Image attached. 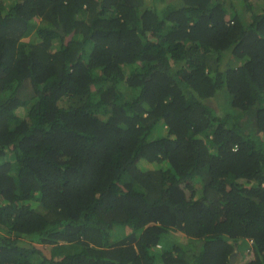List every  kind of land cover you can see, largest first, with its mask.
<instances>
[{"label":"trees","instance_id":"obj_1","mask_svg":"<svg viewBox=\"0 0 264 264\" xmlns=\"http://www.w3.org/2000/svg\"><path fill=\"white\" fill-rule=\"evenodd\" d=\"M238 1L0 0V264H264V0Z\"/></svg>","mask_w":264,"mask_h":264},{"label":"rangeland","instance_id":"obj_2","mask_svg":"<svg viewBox=\"0 0 264 264\" xmlns=\"http://www.w3.org/2000/svg\"><path fill=\"white\" fill-rule=\"evenodd\" d=\"M221 1L225 3V5L228 7V9H229V8H232L233 10H236V9L238 10V9H239V12L243 15L245 21H249V20H250L249 12L246 11V8H244V6H243L242 4H240L238 0H221ZM255 9H256V11H259V10H260V6H259V5L256 6ZM229 57H230V54L227 52V53L225 54V56H224V60H222V62H221V66L225 65L226 61L228 60L227 58H229ZM223 103H224V104L222 105L221 111L224 112L225 114H227V112H225L226 109H227V110H232V109H230V108L228 107V103H226V102H224V101H223ZM23 114H24V111H23ZM144 162H146V161L143 160V159H141V160L139 161V167L146 166L145 164H143ZM196 177H197V176H196ZM196 177H195V178H196ZM120 232H121V233H124V232H126V230L123 229V230H121ZM120 232H117L116 235L119 236V235H120ZM116 235H115V236H116ZM172 235H173V237H174L177 241L185 242V237H184V235H183L182 233L177 232V233H173ZM120 236H121V235H120ZM248 244H249V243H248ZM248 244H247V245H244L241 249H245V248L249 247L250 244H249V245H248ZM160 247H161V246H160ZM160 247H159V248H156V249L158 250V249H160ZM237 254H238V252H237ZM237 254L235 255V259H236ZM242 255H243V252L240 253V257H242ZM238 257H239V256H238Z\"/></svg>","mask_w":264,"mask_h":264},{"label":"water","instance_id":"obj_3","mask_svg":"<svg viewBox=\"0 0 264 264\" xmlns=\"http://www.w3.org/2000/svg\"><path fill=\"white\" fill-rule=\"evenodd\" d=\"M236 250L233 252V254L230 256V263L233 264L234 263V259H235V255H236Z\"/></svg>","mask_w":264,"mask_h":264},{"label":"clouds","instance_id":"obj_4","mask_svg":"<svg viewBox=\"0 0 264 264\" xmlns=\"http://www.w3.org/2000/svg\"><path fill=\"white\" fill-rule=\"evenodd\" d=\"M160 247V244L156 245V248H159ZM237 254V253H236Z\"/></svg>","mask_w":264,"mask_h":264}]
</instances>
